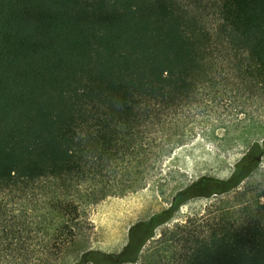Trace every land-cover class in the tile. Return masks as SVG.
<instances>
[{"label": "trees", "instance_id": "1", "mask_svg": "<svg viewBox=\"0 0 264 264\" xmlns=\"http://www.w3.org/2000/svg\"><path fill=\"white\" fill-rule=\"evenodd\" d=\"M205 120L264 123V0H0V264H264V186L144 250L184 204L238 190L264 142L122 252L87 246L91 209L147 188Z\"/></svg>", "mask_w": 264, "mask_h": 264}, {"label": "rangeland", "instance_id": "2", "mask_svg": "<svg viewBox=\"0 0 264 264\" xmlns=\"http://www.w3.org/2000/svg\"><path fill=\"white\" fill-rule=\"evenodd\" d=\"M217 125L210 120L196 125V140L176 150L164 162L162 174L153 179L147 188L124 197H109L93 207L90 214L95 230L87 246L108 254L122 252L128 244L131 228L168 209L179 191L201 177L228 180L242 159L259 157L252 151V146L256 142L261 145L264 142V123L248 125L240 132H234L235 128H232V133ZM213 129H216L217 137L222 141L212 140ZM260 186H264V156L260 157L258 169L238 190L222 197L196 198L184 204L173 220L156 230L155 238L147 243L144 250L155 246L161 234L175 225L200 218L209 210L213 212L222 206L223 202L232 201L245 189L256 190ZM77 257L75 254L72 258Z\"/></svg>", "mask_w": 264, "mask_h": 264}]
</instances>
